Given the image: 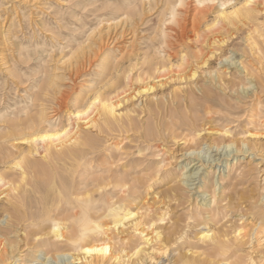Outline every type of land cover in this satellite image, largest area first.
<instances>
[{
  "label": "rangeland",
  "instance_id": "obj_1",
  "mask_svg": "<svg viewBox=\"0 0 264 264\" xmlns=\"http://www.w3.org/2000/svg\"><path fill=\"white\" fill-rule=\"evenodd\" d=\"M132 1L134 3L127 6V0H0V94L9 92L8 96L13 101L15 97L12 96L26 87V84L13 78L16 72L12 69L11 58L18 57L21 46L19 42L30 49L52 50V56L44 52L43 60L23 65L18 63L20 70L16 69L20 74L36 81L43 90V98L37 102L39 105L35 111L45 108L50 117L55 109H59L55 126L48 127L44 124L41 130L44 133L57 132L75 122H81L74 115H80L86 110L96 92L103 97L110 96L114 93L118 80L124 82L125 77L131 76L132 81L128 84L125 99L117 110L136 109L132 111V116L143 128L148 122L154 124L156 112L160 111L164 115L163 126L169 142L153 140L150 141L153 147L149 148L140 136L144 135L143 128L140 131L133 128L119 134L114 133L109 137L111 139L106 138L103 145L116 158L123 156L124 161L127 159L129 163L133 162L131 164L138 166L139 170L135 176L143 181L147 180L146 185H154L148 189L147 199L150 203L153 198L167 194L165 203L162 206L160 204L161 207L157 210L156 216L165 218L162 222L158 221V226L164 235L169 226L179 225L180 239L163 240L161 247L168 246V250L165 254L161 252L154 255L156 261L159 264H184L183 260H188L190 264H208L209 260L215 259L233 264H248L249 254L256 264H264V243L259 245L254 237L255 227L264 212V0H182L184 5L177 7L175 18L167 14L162 3L160 6V3L154 4L153 0ZM134 7L139 10L133 16L138 19L139 33L135 41H132V29L128 30L132 16L126 17L123 13ZM139 18L144 24H140L142 21ZM124 26L126 31L123 36L114 42L112 38ZM159 26L164 27L166 34L151 40L150 35H154ZM84 41L92 46L93 61L88 67L84 66L77 71L72 58ZM61 45L65 47L62 52L57 48ZM185 56L189 58L186 59ZM194 56L206 59V63L196 65ZM146 60L166 64L168 71L160 81L151 80L156 87L145 93L141 92L143 82L138 81L137 77L147 67L149 62ZM49 85L50 89L47 87ZM242 87H245V92ZM195 102L202 103L203 107H210L213 113L226 107V104L231 105V116H235L240 123L239 126H236L237 122L231 124L234 132L229 138L232 135L238 140L246 136L256 143L254 150H234L227 156L223 154L226 150L223 146L218 151L214 146L211 148L213 138L217 137L216 129L224 124L220 120H217L218 123L206 120V130L200 133L199 138L190 134L188 140L182 136L172 140L169 134L172 128L177 132H185V126L178 128L179 123ZM200 113L203 115L206 112L202 109ZM164 130L161 128V131ZM239 130L248 131V134L244 133V136ZM41 131L39 134L43 133ZM15 141L16 146L8 147L9 152L6 149L0 152V174L11 176L15 164L31 150L28 140ZM158 143L169 157L165 164L159 162L161 157L151 155L156 151ZM40 157L36 156V159H41ZM133 165L128 164L126 170H130ZM195 167H199L195 170L199 171L188 178ZM159 169L161 170L158 171ZM164 171H168L167 174ZM211 183L213 186H210ZM176 187L180 189L178 193L172 189ZM215 194L216 203L213 204L208 199ZM4 206L5 202L0 201V220L4 218ZM197 206H202L200 214ZM207 228L213 235H225L229 239V246L222 255L217 256L210 240L198 239ZM24 233V229H21L17 236L7 234L0 237V264H14L17 259L25 257V253H30L29 247L32 246L33 239L31 235ZM16 240L18 247L10 252L9 246ZM26 241H29V245ZM30 258H22L23 262L20 261V264L25 262L24 259ZM31 259L24 264H42L41 259L35 262Z\"/></svg>",
  "mask_w": 264,
  "mask_h": 264
},
{
  "label": "bare ground",
  "instance_id": "obj_2",
  "mask_svg": "<svg viewBox=\"0 0 264 264\" xmlns=\"http://www.w3.org/2000/svg\"><path fill=\"white\" fill-rule=\"evenodd\" d=\"M204 1L205 0H201V2ZM182 2V0H153L154 4L160 3L161 6L162 3L168 11L167 14H171L172 18H175L176 10H178L177 7L184 3ZM126 3L127 6H129L134 2L132 0H127ZM138 13L139 10L137 7H134L129 12L123 13L126 17L129 15L132 16L128 29H132V32H130L132 33V36H130L132 37V41H135L136 36L139 33L137 27L138 19H134ZM139 20L141 19L139 18ZM140 24H144V21ZM125 26L120 32H116L112 38L114 42L121 39L126 31ZM115 30H117V28ZM204 33L206 32L204 31ZM107 34L109 33L107 32ZM165 34L166 32L164 27L159 26L155 30L154 35H150L149 38L152 40ZM19 43L21 46L19 47L18 57H14V59L11 58L13 61L12 69L16 72L13 78L19 80V82L24 85L26 84V87L16 94V96H12L15 97V99L13 98V101L10 96H8L9 92H7L8 94H0V152H2L3 149H6V151L9 152L8 147L16 146L15 140L18 139L28 140L31 144V150L27 152V155L25 154L21 157L22 159L15 164V167H13V171L10 174L11 176L0 174V201L5 202V206L3 207L4 218L0 220V237H5L7 234L17 236L21 229H24V234L27 236L31 235L33 239V244L29 247L30 253H25V257H34L32 259L30 258L34 262L41 259L42 264H149L148 262L152 264H159V261H156L154 255L161 252L162 254H165L168 250V246L164 248L161 247L163 240L169 239L170 241H173L178 238L180 239L181 232L179 225L173 223L174 225L169 226L167 228V232L163 235L160 226H158V221L162 222L165 218L164 216H156L157 210L163 203H165L167 194H159L160 196L153 198V201L150 203L147 199V195L148 189L152 185H146L147 180L143 181L142 178H137L135 176L139 172L137 169L138 166L131 164L133 163L131 161V163H129L126 161L127 159L124 161L123 156L116 158V156L112 152H108L107 149H105V145H103V143L107 141L106 138L111 139L109 137L113 136L114 133L119 134L133 128L140 131V129L143 128V126L138 124L132 116V111H135L136 109L132 110L125 108L123 110H117L121 105L122 100L125 99V94L127 93V88L129 87L128 84L132 81V77L128 75L125 77L124 82L118 80L116 82L114 93L110 96L103 97L101 93L98 92L99 94H97L96 92L95 97L89 103L86 110L80 115L78 113V115H74V113H72L75 117H77L76 119L81 122H75L67 128H63L60 131L57 130V132L50 130L51 132L48 131V133H44V131H41L44 124L48 127L55 126V123L58 120L56 115L58 114L59 109L58 111L55 109L54 113L50 117H48L49 112L47 113L45 108L35 111L39 105L37 102L43 98V90L37 85L36 81L20 74V71L17 72L20 70L17 64L19 63L23 65L30 64L31 61H41L45 58L43 53H50L49 56H52V50L50 51L38 48L30 49L28 46H22L24 45L23 42ZM98 45H100V43ZM57 48L60 52H62L65 47L64 45H61ZM91 48L92 46L87 45V43L85 44L84 41L80 44L79 50L75 52L72 60H74L73 63L75 64L77 71L93 61H91ZM155 51H157V49ZM150 57L151 56H149V58ZM185 57L186 59L189 58L187 56ZM152 61L153 60L150 62L148 61L149 63L146 62L148 63L147 67L138 74L137 80L143 82L141 92L146 93L148 91H153L156 87L155 82L160 81L161 77L168 71V66L166 64H161L159 62L152 63ZM205 61L206 59L204 60L199 56L196 58L195 64L199 66L200 62ZM67 65H69V62ZM10 72H12V70ZM156 79L157 81H155ZM151 80H154L155 82L153 83ZM47 87L50 89L51 86L49 85ZM242 91H246L245 87H242ZM209 108L210 107L208 106L203 107L200 102H195L194 106L186 111L179 123L178 128H184L181 126H185V132H177L175 128H172L171 133H169L172 136L171 139L174 140L180 136L187 138L190 134H194L195 137H200V133L203 130H206V125L208 124L206 120L209 122H217L218 120V122L222 121L224 124L221 128L216 129L217 137L213 138L211 148L214 146L218 151L223 146V148L226 149L223 154L227 156L231 155L234 150H236L235 152L254 150L256 143L252 142V139H248L244 135V133H247L248 131L246 132L243 130L240 132L239 130L240 134L242 133L245 137L238 140L234 136L232 137L234 131L231 124L237 122L236 126H239L240 120L235 119V116V118L231 116L233 114L231 105L226 104V107H221V109L215 111L214 113ZM202 109L206 112L203 114L204 116L200 113ZM258 114H260V112ZM172 115H174V113ZM163 116L164 115L162 113L160 114V111L156 112V118H154L153 122L154 124L148 122L143 128L144 135L140 136L144 138L143 140L145 145L147 147L149 146V148L153 147L150 145V141L152 142L153 140L169 142L166 137L168 135H166L167 133L165 132L163 126V124H165L164 119H162ZM204 121L206 123H204ZM161 128H163L164 131H161ZM235 128L237 129V127ZM40 131L43 133L39 134ZM250 133L252 135L254 134L252 131ZM230 134H232V138H229ZM156 147V151L153 153L152 150L151 155L155 154L158 157H161L159 162L165 164L164 162H166L169 158L167 157V152L164 148H161V144L159 143ZM194 152L195 149L193 148L192 153ZM200 153L202 152L200 151ZM200 153H198V155ZM36 156H41V159L37 160ZM201 156H203V154ZM146 161H144V163ZM146 163L149 164V162ZM190 163L191 161L187 162V165ZM128 164L133 165L132 168L130 167V170H126ZM193 167L194 165L192 166V169ZM198 168L199 167H195L193 172L188 175V178L193 177L192 175L195 173L197 174V171L199 170H195ZM160 170L161 169L158 171ZM240 171H238V173ZM164 172L167 174L166 172L168 171ZM214 181L216 182V180ZM210 186H213L212 183ZM172 189L176 193L180 191L177 187ZM215 196L216 194L213 195L211 199H208L211 200L213 204L215 202ZM202 203H204V201ZM160 204L161 206H159ZM196 209L198 214H200L202 206H197ZM210 211L212 210L210 209ZM216 211H218V209H216ZM200 217L202 218L203 216ZM204 217L207 218L208 216ZM175 236L177 237L175 238ZM254 237L259 245L264 243V212L255 227ZM198 239L210 240L212 242V249L217 253V256L220 254L222 255V252L229 246V239H226L225 235H213V233H210L209 229L207 231H203L199 235ZM29 241H26L28 245ZM17 247L18 240L9 246V249L11 250L10 252L15 251L14 249H17ZM163 249L164 251H161ZM52 253H54V255ZM32 254L34 255L32 256ZM21 257L22 256H20V258ZM247 257L249 259L248 264H256L255 259H253L249 254ZM21 259H17L14 264H20L23 262ZM30 259L24 260L26 262ZM183 263L190 264L188 260H183ZM208 264L233 263L230 261H218L211 259L208 261Z\"/></svg>",
  "mask_w": 264,
  "mask_h": 264
}]
</instances>
